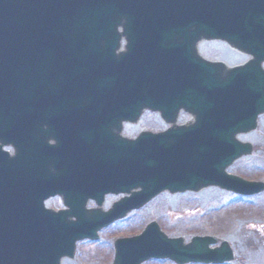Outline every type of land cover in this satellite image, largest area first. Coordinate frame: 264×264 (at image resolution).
Listing matches in <instances>:
<instances>
[{
	"label": "water",
	"instance_id": "obj_1",
	"mask_svg": "<svg viewBox=\"0 0 264 264\" xmlns=\"http://www.w3.org/2000/svg\"><path fill=\"white\" fill-rule=\"evenodd\" d=\"M211 40L250 60L202 58ZM263 63L264 0H0V264H61L163 191H262L226 168L252 152L236 137L264 113ZM144 110L169 128L123 137ZM107 194L124 196L103 211ZM54 195L66 210L45 209ZM114 248L112 264L233 259L224 240L184 244L154 222Z\"/></svg>",
	"mask_w": 264,
	"mask_h": 264
},
{
	"label": "rangeland",
	"instance_id": "obj_2",
	"mask_svg": "<svg viewBox=\"0 0 264 264\" xmlns=\"http://www.w3.org/2000/svg\"><path fill=\"white\" fill-rule=\"evenodd\" d=\"M199 51L209 60L232 63L240 60L239 55L224 44H203ZM151 115L146 116L144 124L124 127L123 134L134 138L142 130L160 131L163 126L154 124ZM239 139L251 142L253 153L234 162L228 172L249 181L264 183V114L259 116L256 129L239 136ZM116 199L107 198L104 209H108ZM48 206L52 209L62 207L58 198L50 200ZM153 220L159 223L167 236L183 237L186 242L194 235H211L226 240L234 258L223 264H264V191L250 197H239L216 187L197 193H161L126 219L102 230L97 241L79 242L75 258L64 260L62 264H110L113 241L139 234ZM142 264L175 263L166 259L148 260Z\"/></svg>",
	"mask_w": 264,
	"mask_h": 264
},
{
	"label": "bare ground",
	"instance_id": "obj_3",
	"mask_svg": "<svg viewBox=\"0 0 264 264\" xmlns=\"http://www.w3.org/2000/svg\"><path fill=\"white\" fill-rule=\"evenodd\" d=\"M240 60H243V57L239 55ZM228 65H232V62H227Z\"/></svg>",
	"mask_w": 264,
	"mask_h": 264
}]
</instances>
